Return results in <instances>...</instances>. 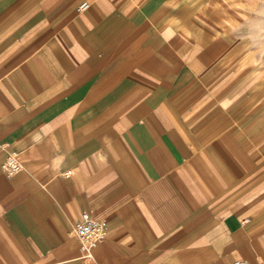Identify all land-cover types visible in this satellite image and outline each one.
Listing matches in <instances>:
<instances>
[{
  "label": "crops",
  "instance_id": "crops-1",
  "mask_svg": "<svg viewBox=\"0 0 264 264\" xmlns=\"http://www.w3.org/2000/svg\"><path fill=\"white\" fill-rule=\"evenodd\" d=\"M236 260L264 264V0H0V264Z\"/></svg>",
  "mask_w": 264,
  "mask_h": 264
},
{
  "label": "built area",
  "instance_id": "built-area-1",
  "mask_svg": "<svg viewBox=\"0 0 264 264\" xmlns=\"http://www.w3.org/2000/svg\"><path fill=\"white\" fill-rule=\"evenodd\" d=\"M89 7L90 4L85 1L80 4L78 11H86ZM3 169L7 176L12 177L22 172L23 166L20 163L17 155L12 154L4 164ZM75 235L82 245V259L87 263H91L95 259V250L99 246V243L107 236L103 224L93 219L88 213H84L82 222L76 225ZM233 264L252 263L247 260H236L233 262Z\"/></svg>",
  "mask_w": 264,
  "mask_h": 264
}]
</instances>
